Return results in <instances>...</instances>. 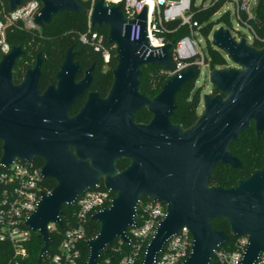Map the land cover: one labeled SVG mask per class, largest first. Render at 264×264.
Returning <instances> with one entry per match:
<instances>
[{"label":"water","instance_id":"water-1","mask_svg":"<svg viewBox=\"0 0 264 264\" xmlns=\"http://www.w3.org/2000/svg\"><path fill=\"white\" fill-rule=\"evenodd\" d=\"M8 1L10 11H14L26 0ZM40 1L42 6L35 16L40 26L70 11L89 13L93 27H108V42L116 47L118 65L107 96L90 92L84 106L70 116V107L92 81L93 69L76 81L82 67L74 59V46L66 52L56 74L57 83L43 92L41 54L19 83L14 71L24 54L22 46L13 45L0 60V166L10 169L16 161L33 164L40 156L45 162L43 176L56 181L49 192L41 191L42 199L26 221L43 241L38 262L53 241L48 224L61 225L63 205H73L79 195L100 186L104 178V187L115 196L109 207L91 217L100 224V231L86 240V264H97L101 252L114 239L130 242L127 229L135 224L143 196L164 202L166 214L146 246L142 264H153L166 242L183 226L190 229L193 245L181 264H211L215 250L231 235L248 236L241 264H255L264 250V168L230 187L212 185L210 178L217 164L244 169L230 145L252 122L258 136L264 132V46L248 43L246 34L237 40L225 25L213 31L212 44L224 50L234 65L211 70L210 82L217 92L203 95V111L184 127L171 118L177 108V93L198 78L195 65L169 77L154 97L140 91L142 66L176 67L173 42L162 47L150 43L147 5L136 18L129 19L121 4L106 0H95L91 10L78 0ZM135 22L142 32L132 41L130 27ZM140 109L152 112L148 123L136 122L135 113ZM119 158L134 161L119 171L115 165ZM215 218L227 221L229 233L213 227Z\"/></svg>","mask_w":264,"mask_h":264},{"label":"built area","instance_id":"built-area-1","mask_svg":"<svg viewBox=\"0 0 264 264\" xmlns=\"http://www.w3.org/2000/svg\"><path fill=\"white\" fill-rule=\"evenodd\" d=\"M218 1L221 0H212L209 5ZM230 1L237 3V18L252 32V38L246 37L248 43L254 45V42L261 38L250 23V20L255 18L254 10H250V0ZM94 2L95 0H91L90 10ZM106 2L121 4L125 16L129 19L136 18L147 5L148 37L150 43L155 47H162L172 42L168 35L174 33V30L168 29L165 22L178 20L180 26L189 28L188 35L181 37L176 43L173 42L172 53L176 67L163 69L170 77L192 65L197 67L199 76L201 68L207 66V56L196 37L198 31L201 33L200 29L204 24L194 18L193 0H106ZM195 4L209 6L203 0L200 4L196 2ZM41 6L40 0H26L14 11L0 10V60L12 47L6 37L8 28L20 25L27 30L41 29V26L35 21V16ZM243 13L246 14L245 17ZM88 15L89 30L80 34V40L84 43H92L96 51L102 52L105 62H108L111 56L110 49L104 42V35L93 29L90 23V14L88 13ZM230 30L232 35L240 40L243 34H240L238 30L233 31L232 28ZM141 32V25L133 23L130 27V40H138ZM1 167L3 170L0 171V241H8L14 248L15 256L24 259L29 254L28 245L33 234L37 233L26 224V221L36 209L39 200L42 199L41 191L44 190L43 183L46 178L43 176L41 168L27 162L16 161L10 169ZM77 199L71 205L75 207L74 216H76L73 224L71 223L65 228L62 215L61 225L57 222L48 224V230L51 233L63 231V238L57 250L53 254H49L51 250L49 248L50 250L45 254L48 255V264H81L82 246H87L86 240L90 238L86 235L88 234L86 230L89 226V219H92L91 217L96 211L111 205L113 193L98 186L86 189ZM165 214L166 205L164 202L149 197L141 198L135 216V224L127 229L130 242H125L119 237L114 239L108 249L101 252L97 264H137L140 259L143 261L146 246L155 236L156 228ZM235 237L230 247L225 246L229 240L218 246L211 262L214 260L215 264H241L249 238L246 235ZM124 245H127L130 251L118 258L117 261H114L112 256L103 257V253L108 252L110 247L111 251L116 253L120 252ZM192 245L191 231L188 227L183 226L166 242L163 250L155 257L153 264H181L192 251ZM100 258L102 259L99 261ZM255 264H264V250L259 254Z\"/></svg>","mask_w":264,"mask_h":264},{"label":"trees","instance_id":"trees-1","mask_svg":"<svg viewBox=\"0 0 264 264\" xmlns=\"http://www.w3.org/2000/svg\"><path fill=\"white\" fill-rule=\"evenodd\" d=\"M82 2L88 9L91 8V0H78ZM205 1V0H203ZM264 0H259L257 6L254 10L255 18L250 20V23L254 26L257 34L261 40H256L254 45L261 47L264 46ZM194 2V18L200 23L204 24L200 29L201 33L209 37L210 32L214 27L221 23L229 28H231L230 14L227 11L222 17L218 19H213V15L219 11L222 7L224 0L212 3L204 9V6L196 5V0ZM2 7V8H1ZM5 9L9 11V1L0 0V10ZM245 17L246 14L243 13ZM88 13H77L70 11H63L54 17L53 21L49 25L41 26L40 30H27L22 26L13 27V32L8 28L7 39L11 46L21 45L24 54L18 58L15 69V78L17 82L23 79V75L28 68L34 66L36 56L38 54L42 55V80L41 84L43 87L49 81H54L55 74L59 70L61 64L66 55V51L69 46H75L74 49L78 52L77 58L81 60L83 65H90L96 63V66L102 71L104 67L109 63L111 69L116 65V50L113 44L108 42V27L94 26L93 29L102 33L104 35V42L107 47H109L111 56L108 62H105L102 52L96 51L92 43H84L80 40V34L86 32L88 29ZM165 26L174 30V33L168 35L170 41L176 43L181 37L188 35L190 33L187 26H180V21H168L165 22ZM212 55V68H226L228 67V62L224 56L214 48H210ZM110 69V70H111ZM162 66H157L153 64H145L142 66V77H141V88L148 95L154 96L157 94L165 81L170 77L166 74ZM197 78L187 82L182 89L177 93L176 103L177 108L174 115L172 116V121L174 123H180L184 127L190 126L198 117L199 111L198 107L201 101L200 92L195 89V83ZM217 91V90H216ZM215 93V92H214ZM80 103L74 104L70 110L71 113H75L79 107ZM146 115V116H145ZM146 111H141L137 114V119L140 120L143 117H147ZM151 117L148 115L147 119ZM237 142H234L231 149L239 156V158L244 162L245 168L236 169L228 164H217L213 169V176L210 178V184L221 185L224 187H230L237 183L239 178H246L250 176L256 169L264 168V134L259 138L257 136L254 126L245 129ZM1 141H0V157H1ZM3 168L0 166V171ZM43 187L45 191H50L56 184L54 179H45ZM115 194L113 193V196ZM146 198L145 196L143 197ZM62 220L64 222L65 228L69 224L75 222V207L63 205L62 207ZM213 227L224 230L229 233L230 228L226 220L222 218H215L212 221ZM100 231V224L92 219H89V226L87 227L86 234L87 237H93ZM53 239L49 254H53L63 238V231L59 233H51ZM235 236H230L229 242L225 245L230 247V245L235 240ZM115 243V242H114ZM113 243V244H114ZM43 245L42 239L37 233L33 234L31 242L28 245L29 254L26 258L21 259L15 256L11 244L8 241H0V264H48V255L43 257L42 262H38V256ZM82 258L81 264H86L89 255V249L86 245L82 246ZM130 248L124 245L120 252L114 253L111 251V247L108 252L103 253V257L112 256L114 261L118 258L128 253ZM102 258L99 259V261ZM140 259L137 264H141ZM211 264H215L214 260Z\"/></svg>","mask_w":264,"mask_h":264},{"label":"flooded vegetation","instance_id":"flooded-vegetation-1","mask_svg":"<svg viewBox=\"0 0 264 264\" xmlns=\"http://www.w3.org/2000/svg\"><path fill=\"white\" fill-rule=\"evenodd\" d=\"M69 47H71V46H69ZM68 47V48H69ZM75 47V46H74ZM74 47H73V50H74V52H75V60H78L80 63H81V67H82V70L79 72V73H77V75H76V81H81L86 75H87V71L91 68V67H93V69H92V71H91V73H90V75H91V80L92 81H90V83H89V85H88V87L86 88V90H85V92H84V94L81 96V98H78L73 104H72V106L74 105V104H76L77 102H79L80 103V105H79V107H78V109H77V111L75 112V113H71L70 112V110H71V108H72V106L70 107V109H69V115L70 116H73V115H76V113L84 106V104L86 103V101H87V99L89 98L88 97V95H89V93L90 92H97L99 95H101L102 97H105V96H107V94H108V92H109V90H110V88H111V86L113 85V82H115L114 81V69H115V67H116V65H118L117 64V61H116V65L111 69V67L109 66L110 64L108 63L105 67H104V69L102 70V71H100V69L96 66V63H93V64H90V65H88V66H86V65H83V63L81 62V60L79 59V58H77V55H78V52L74 49ZM68 50V49H67ZM67 52V51H66ZM38 56V55H37ZM37 56H36V59H35V63H36V60H37ZM66 56V55H65ZM65 59V58H64ZM117 60V59H116ZM64 61V60H63ZM35 63H34V65H35ZM62 65V64H61ZM16 69V68H15ZM29 69V68H28ZM27 69V70H28ZM111 69V70H110ZM15 72V71H14ZM58 72V71H57ZM57 72H56V74H57ZM56 74H55V79L56 80H54V81H49L47 84H46V86L45 87H43L42 86V84H41V78H42V75H41V80H40V91L41 92H43L50 84H56L57 83V78H56ZM141 77H142V74H141V76H140V82H141ZM14 78H15V73H14ZM17 79V78H16ZM16 79H15V82L16 83H19V82H17L16 81ZM141 85H142V82L140 83V91L142 92V93H144L146 96H148V97H154L155 95H157V94H155L154 96H151V95H148L147 93H145L143 90H142V88H141ZM212 94H215V93H212ZM141 111H146L147 112V114L149 115V116H151V117H149L148 119H147V117H148V115H147V117H143L142 119H140V120H138L137 119V114L139 113V112H141ZM203 111V110H202ZM199 114H200V111H199ZM146 116V115H145ZM199 116V115H198ZM152 117H153V114H152V112L150 111V110H148V109H140V110H138V111H136V113H135V120H136V122H141V123H148L151 119H152ZM198 118V117H197ZM196 118V119H197ZM171 120H172V118H171ZM173 122V121H172ZM174 123V122H173ZM194 123V122H193ZM251 126H254V128H255V125H254V122H252V124H251ZM250 126V127H251ZM188 127V126H187ZM249 127V128H250ZM255 131H256V128H255ZM256 134H257V131H256ZM262 134H264V132L262 133ZM241 135V134H240ZM257 136H258V134H257ZM260 137H262V135H260L259 136V138ZM240 139V138H239ZM238 139V140H239ZM237 140V141H238ZM1 141V140H0ZM237 141H234V142H237ZM234 142H232L231 143V145H230V150H231V152L234 154V155H236L238 158H239V156L231 149V146H232V144L234 143ZM1 143H2V141H1ZM58 145V144H57ZM56 146V145H55ZM72 150H74V147H72L71 148ZM76 149V148H75ZM1 151H2V145H1ZM1 155H2V153H1ZM133 159L132 158H119L117 161H116V163H115V165L117 166L116 168L119 170V171H123V170H125L128 166H130L132 163H133ZM242 161V160H241ZM243 162V161H242ZM45 162H44V159L42 158V157H40V156H36L35 157V159H34V165L36 166V167H38V168H41L42 169V167H43V165H45L44 164ZM243 164H244V162H243ZM229 165V164H228ZM232 167V166H231ZM234 168V167H233ZM244 168H245V164H244ZM236 169H243V168H236ZM258 169H260V168H258ZM244 170V169H243ZM256 171V170H255ZM47 179V178H46ZM48 179H54V178H48ZM240 179V178H239ZM55 180V179H54ZM238 181V180H237ZM104 178H102L101 179V182H100V186L99 187H101V188H105L104 187ZM115 196V195H114ZM113 196V197H114ZM144 197V196H143ZM142 197V198H143Z\"/></svg>","mask_w":264,"mask_h":264},{"label":"rangeland","instance_id":"rangeland-1","mask_svg":"<svg viewBox=\"0 0 264 264\" xmlns=\"http://www.w3.org/2000/svg\"><path fill=\"white\" fill-rule=\"evenodd\" d=\"M202 0H196L197 4H200ZM259 0H250V10H255L257 3ZM205 2L209 5V3L212 2V0H205ZM219 2V1H218ZM208 7V6H207ZM2 8V7H1ZM206 7H204L205 9ZM237 3L235 1H230V0H224V3L222 5V7L219 9L218 12H216L213 16V19H218L219 17H222L225 13H227V11L230 14V20H231V28L233 29V31L238 30V32L240 34H246L247 37L252 38V32L249 30V28L244 25L243 23H241L239 21V19L237 18ZM223 24L219 23L217 24L214 29L210 32V37H206L203 34H201L199 31L196 33V37L199 40L200 46L203 49V51L205 52L207 58H206V67H202L200 74L197 78V81L195 83V89L197 91L200 92L201 95V101H200V105L198 107V111H200V113L203 110V95L205 93H216V89L214 88L213 84L210 82V72L213 69L212 68V55H211V50L210 48H214L216 49L215 45L212 44V34L213 31L218 28L219 26H221ZM227 27V26H226ZM13 28H10V31L13 32ZM8 31V30H7ZM6 33V37H7ZM8 40V39H7ZM218 50V49H217ZM223 56L224 58L227 60L229 66L234 65V63L230 60L228 54L224 51V50H218Z\"/></svg>","mask_w":264,"mask_h":264}]
</instances>
